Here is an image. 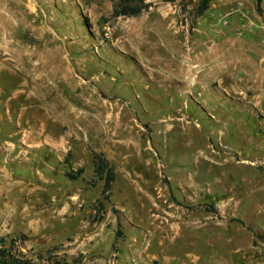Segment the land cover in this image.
Wrapping results in <instances>:
<instances>
[{
    "label": "rangeland",
    "instance_id": "rangeland-1",
    "mask_svg": "<svg viewBox=\"0 0 264 264\" xmlns=\"http://www.w3.org/2000/svg\"><path fill=\"white\" fill-rule=\"evenodd\" d=\"M114 2L0 0L1 246L33 264H264V86L179 65L213 22L259 32L260 62L264 0Z\"/></svg>",
    "mask_w": 264,
    "mask_h": 264
},
{
    "label": "crops",
    "instance_id": "crops-1",
    "mask_svg": "<svg viewBox=\"0 0 264 264\" xmlns=\"http://www.w3.org/2000/svg\"><path fill=\"white\" fill-rule=\"evenodd\" d=\"M237 23L230 22L228 26L223 27L218 22H213L198 26L191 32V47L187 52L180 54L179 65L186 63L188 67L186 72L180 67L183 75L192 77L204 72L228 91L239 92V80L251 83L254 89L264 86V58L254 63V58L260 57L259 53L253 52L257 48L253 49V46L260 45L259 39L253 42L254 36H258L259 32L248 30L247 39H244L246 41H241L235 32Z\"/></svg>",
    "mask_w": 264,
    "mask_h": 264
},
{
    "label": "trees",
    "instance_id": "trees-1",
    "mask_svg": "<svg viewBox=\"0 0 264 264\" xmlns=\"http://www.w3.org/2000/svg\"><path fill=\"white\" fill-rule=\"evenodd\" d=\"M145 0H118L114 2L111 9L112 16L118 15H134L140 12L147 4ZM210 0H198L195 6L197 15H202L203 12L208 8ZM94 161V173L98 174V177L103 179L102 191L105 192L109 189L110 184L113 180V171L108 166V163L100 155H93ZM82 172V169H76L71 172H67V176L70 179H75ZM105 196V194L103 195ZM212 209V206L209 207ZM4 242L3 238H0V264H33L29 259H19L10 252L11 247H3L1 244ZM13 242V240H12ZM49 264H65L64 262L52 261Z\"/></svg>",
    "mask_w": 264,
    "mask_h": 264
},
{
    "label": "built area",
    "instance_id": "built-area-1",
    "mask_svg": "<svg viewBox=\"0 0 264 264\" xmlns=\"http://www.w3.org/2000/svg\"><path fill=\"white\" fill-rule=\"evenodd\" d=\"M187 26V25H186Z\"/></svg>",
    "mask_w": 264,
    "mask_h": 264
}]
</instances>
